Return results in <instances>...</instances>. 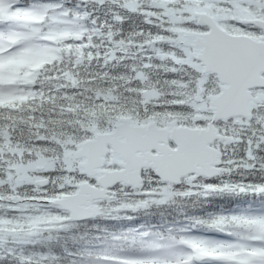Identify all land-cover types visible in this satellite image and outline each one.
I'll return each instance as SVG.
<instances>
[{"label":"trees","instance_id":"trees-1","mask_svg":"<svg viewBox=\"0 0 264 264\" xmlns=\"http://www.w3.org/2000/svg\"><path fill=\"white\" fill-rule=\"evenodd\" d=\"M39 1L56 2L58 0ZM85 1V4H82L81 11L86 14L87 19L91 18L99 22L101 18H105L115 10H120L124 18L130 15L127 9L122 6L124 1L103 0V4H99L97 0ZM261 1L264 2V0ZM258 13L264 14V10L260 9ZM61 14L59 12L60 18L62 17ZM143 17L141 13L135 12L133 17L124 19L121 24L123 27L122 33H129L134 40L135 37L132 36L136 34L137 28H140L137 39L145 41L157 29L160 32L162 29L165 30L167 25L165 21L161 22L154 18V22L149 24L143 21L145 19ZM66 21L73 23L70 16L66 17ZM111 22V27H118L115 21L111 20ZM84 56L83 53L79 55L75 67L72 59L69 58L63 69L54 68L47 75H43L44 78L48 77V80L52 82L57 84L61 82L70 87L66 97L59 95L46 97V85L48 83L37 80L38 91L34 95L14 96L11 98L12 100L0 102V130H4L9 134L8 138L0 139V150H8L12 143L18 141L30 147L27 156L18 159L16 164L23 163L33 156L34 158L40 155H43V157L48 155L59 156V154L68 156L72 143H67L71 144L68 146L63 141L67 135H69V138H73L70 133L77 137L73 138L75 141L80 142L81 139L79 138L83 135L92 134L86 128L93 125L99 127L102 121L104 123L114 121L122 116L132 118L137 116L142 118L146 116L147 118L155 117L159 115L160 109L165 110L167 108L165 103L168 101L163 99L168 97L170 104L172 103L175 85L169 83L163 85L161 81L158 85L159 87L164 86L165 93L160 96L159 100L149 103L144 102L145 99L142 93L144 86H141L137 79L134 80L137 87L131 89L129 93L130 88L126 89V82L122 78L116 79L118 82L117 89L108 87L111 86L109 83L114 81V78L110 79L108 83L100 85L97 77H95L93 80L97 84H93V82H90L89 74L85 68ZM140 57H142L141 54ZM88 68L91 69L93 66L90 65ZM147 104L149 107H147ZM145 107L148 109L146 110ZM138 112L142 115H138ZM166 115H169L167 111ZM161 116L163 115H159V117ZM81 126L85 130H80ZM100 128L102 127H99V130H103ZM12 138L13 140H11ZM257 154L258 161L264 162V150H260ZM0 172V264H26L27 261H30L31 264H74V259L77 258L72 259V257L76 256L78 248L96 250L98 246L103 245L112 237L111 233L115 229L107 230L100 222H94L93 224L86 222L70 227L63 226V229L56 233L58 237L52 242V257L50 259L43 257L41 253L37 252L43 249L44 244L42 245L41 241H35L33 232L40 231V235L43 236L47 227L44 223L45 215L49 212L47 209L42 208L40 213L44 218L38 217L33 221H30V218H25L23 213L36 200V195L31 192L32 186L26 184L17 187L11 186L10 183H6V178L3 176L5 172L3 170H0ZM47 173L50 174L52 171ZM53 173L54 175L59 174L58 171ZM230 182V185L264 183V172H261L257 167L252 171L242 172V175L234 176V179ZM219 184L217 182L210 183L206 188L201 184L197 185L193 194H181L179 197L176 195L177 198L171 204L168 203L159 207L166 211L168 209L175 210L176 206V209L186 208L185 210L194 211L198 216L207 212L210 216H206V218L215 221L219 217L214 215V210L204 209H210L215 203L222 204V206L228 204L229 202L224 200L231 195H235L241 200L254 199L250 192L209 190L221 186ZM261 197L264 199V196ZM45 198L49 199L51 197L47 195ZM36 204L39 205L38 201ZM152 212V208L135 211L137 214H152Z\"/></svg>","mask_w":264,"mask_h":264},{"label":"snow or ice","instance_id":"snow-or-ice-1","mask_svg":"<svg viewBox=\"0 0 264 264\" xmlns=\"http://www.w3.org/2000/svg\"><path fill=\"white\" fill-rule=\"evenodd\" d=\"M99 4H103V0H97ZM95 23V20L92 21ZM235 27L243 28L245 31H255V33L264 37V28L258 27L254 24H242L240 21H230ZM200 31L209 32L210 29L208 26H197ZM163 29L161 32L163 33ZM153 40L158 42H166L170 46V50L167 52L161 51L159 47L153 45V48L156 56L160 60H169L171 61L172 66L168 69L172 72L177 71H186L190 73L189 81H177L171 80L166 81L170 84L176 85L178 87H184L188 84L193 85V91L196 90L200 85H204L206 88L207 94V80L205 77L208 75V66L209 64L215 68V72L219 73V75L214 76V83L217 86L216 91L219 92L222 87H224L230 80L233 72V67L237 64L242 58H248L253 61L252 67L255 68L257 63L264 68V47L259 49L253 47L249 49L247 52H240L233 48L232 42L228 41L227 38L218 36L215 33L211 35H207L201 38L202 43L200 47L193 49L191 45H185L181 41L171 40V41H162L161 34H156L152 37ZM180 57L179 59L177 57ZM149 60L151 57L148 58ZM145 68H151V63H145ZM261 75L264 76V70L261 71ZM140 79H145V74L141 73L139 75ZM223 95L226 97L227 92H224ZM181 106L172 105V109L178 110ZM197 123H206V121H197ZM241 143H245L244 140L240 141ZM179 141L173 140L170 141V147L172 149L177 148ZM246 143L250 145L248 149L245 150L244 156V167L242 168H234L233 171H237L239 169L253 170L257 167L261 172H264V162H260L257 160V153L260 152V144L264 143V137H261L257 141H253L249 139ZM255 144V150L251 147V145ZM225 157L221 156V161H223ZM218 167H224V164L218 165ZM229 167H232V161H229ZM232 171L220 173L219 175L231 174ZM159 173H154V179H159ZM217 176H209L206 178H213ZM199 177H197V180ZM163 183V182H162ZM178 183L183 184V181ZM195 186L190 185V187ZM210 191H229V192H239V193H254L259 196H264V183H255V184H245V183H237V184H223L221 186H217L214 189H209ZM190 191H185L182 195H189ZM258 216H264V214H259ZM231 235V233H228ZM144 235H147L146 233ZM251 235H264V233H252ZM113 241L119 242L122 238L120 236H113ZM181 243L185 245H191L192 248H196L197 245L190 240H182ZM237 252V260L232 261L231 264H264V240L258 242L248 243L242 246H238L236 249ZM198 259V257H197ZM141 259H134L127 255L121 257V264H135L136 261H140ZM26 264H31L30 261H27ZM105 264H112L111 261H106ZM183 264H193V256H189L186 260H184ZM219 264V262H216Z\"/></svg>","mask_w":264,"mask_h":264},{"label":"water","instance_id":"water-1","mask_svg":"<svg viewBox=\"0 0 264 264\" xmlns=\"http://www.w3.org/2000/svg\"><path fill=\"white\" fill-rule=\"evenodd\" d=\"M252 23L257 24L260 27H264V23H259V22H252ZM210 26L213 28V24L212 23L210 24ZM213 33H215L218 36H222V37L227 38L228 41L232 42L233 48L235 50H237V51H240V52H247L249 49H251L253 47H255L257 49H259L261 47H264L261 44H256V43H253V42H249V41L248 42H244V39H241V38H233V37H230L228 35H225L223 33H220L218 30H213L212 31V34ZM241 44H243V45H241ZM242 59L245 60V63H242L241 60H240L237 64L234 65L233 72H232V76H231V78H230L229 81L233 80V81H236V82L239 81L241 83V81H246V80L248 81V79H250L252 81L254 79V76L250 75V72L253 70V67H252L253 61L249 60L248 58H242ZM257 66L261 67L258 63H257ZM242 67H244V68L242 69ZM208 71L209 72H215V68L212 67L211 64H209ZM216 74L219 75V73H216ZM254 85H260V83H256ZM238 96L240 98L241 97L242 98H247V95H242L241 96V93L238 94ZM239 97H233L232 98V101H236ZM238 114H241V113L238 112V111H236V112L233 113V115H238ZM124 128H125L124 125L120 126V130H122ZM114 140H115V134L112 135L111 137H109L106 140V142L114 143ZM126 145H131V143L130 142H126ZM134 146H135V144H134ZM131 154L133 155V157H136L135 154H133L132 151L128 155H131ZM110 179H111V177L108 178V180H110Z\"/></svg>","mask_w":264,"mask_h":264},{"label":"rangeland","instance_id":"rangeland-1","mask_svg":"<svg viewBox=\"0 0 264 264\" xmlns=\"http://www.w3.org/2000/svg\"><path fill=\"white\" fill-rule=\"evenodd\" d=\"M239 1L240 0H235L233 1V4H234V7L237 8L238 12H241V6L239 5ZM237 17H240L241 15L239 13H236ZM36 167H42L41 164H37L35 165ZM46 168V167H44ZM29 168H24V167H21L17 170V174L15 175V179H16V182L19 183V182H26V181H30L31 179L28 177L27 173L29 172V170H32L29 169ZM206 247V246H205ZM207 250H209V247L206 248ZM210 251L214 252L215 250L214 249H210ZM215 253V252H214ZM218 256H221V254H217Z\"/></svg>","mask_w":264,"mask_h":264}]
</instances>
